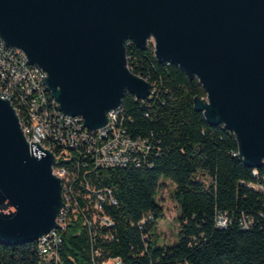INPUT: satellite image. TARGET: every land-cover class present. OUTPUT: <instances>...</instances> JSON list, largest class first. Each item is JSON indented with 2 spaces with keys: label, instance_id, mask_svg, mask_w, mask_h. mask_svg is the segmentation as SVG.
Here are the masks:
<instances>
[{
  "label": "water",
  "instance_id": "1",
  "mask_svg": "<svg viewBox=\"0 0 264 264\" xmlns=\"http://www.w3.org/2000/svg\"><path fill=\"white\" fill-rule=\"evenodd\" d=\"M0 39L41 67L67 116L93 130L152 85L128 67L126 43L169 61L207 92L195 108L224 124L246 165L264 164V0H0ZM54 154L28 143L18 115L0 97V242L36 241L57 228L62 180Z\"/></svg>",
  "mask_w": 264,
  "mask_h": 264
},
{
  "label": "trees",
  "instance_id": "2",
  "mask_svg": "<svg viewBox=\"0 0 264 264\" xmlns=\"http://www.w3.org/2000/svg\"><path fill=\"white\" fill-rule=\"evenodd\" d=\"M126 52L131 70L153 90L146 99L125 92L126 127L132 137L147 139L150 151L139 165L125 167H95L83 158L60 161L76 172L75 197L92 221L89 226L84 214H72L61 231V264H95L96 252L97 262L119 257L123 264H264V193L250 186L264 175V164L255 175L239 154L236 134L195 108L196 98H207L197 77L159 61L153 42L142 49L129 41ZM166 181L175 186L179 230L175 242L160 245L158 194ZM98 193L106 197L98 213L109 216L111 225L92 219ZM220 212L229 217L225 228L216 225ZM243 216L251 220L248 228ZM39 262L36 241L0 242V264Z\"/></svg>",
  "mask_w": 264,
  "mask_h": 264
},
{
  "label": "built area",
  "instance_id": "3",
  "mask_svg": "<svg viewBox=\"0 0 264 264\" xmlns=\"http://www.w3.org/2000/svg\"><path fill=\"white\" fill-rule=\"evenodd\" d=\"M129 41L131 40L127 43ZM128 67L131 70L129 60ZM0 97L8 99L12 104L30 146L31 142H38L43 149L54 154V173L62 180L63 207L56 219L57 228L42 235L36 242L40 256L39 264H61V231L66 229L72 214H84V223L89 226L92 221L79 207L75 197L76 172L70 173L66 166H59L60 161L91 159L95 167L101 168L139 165L141 159L147 157L150 144L147 139L134 138L128 133L126 127L128 117L122 105L107 112V125L95 130L84 125L82 116L65 115L59 101L45 83L41 67L31 64L22 49L15 48L2 39H0ZM76 166L78 168V164ZM254 174L258 176V168H254ZM250 186L264 193V175ZM107 192L111 194V190ZM105 198L104 194L98 193L92 219L101 225H111L113 221L109 216L98 213V210H102ZM111 202L116 203V200L112 198ZM146 220L142 221L144 225L147 223ZM241 223L244 228H248L251 220L243 216ZM228 224L227 213H217L216 225L225 228ZM99 255V252L93 254L95 264H123L119 257L97 262L95 258Z\"/></svg>",
  "mask_w": 264,
  "mask_h": 264
},
{
  "label": "rangeland",
  "instance_id": "4",
  "mask_svg": "<svg viewBox=\"0 0 264 264\" xmlns=\"http://www.w3.org/2000/svg\"><path fill=\"white\" fill-rule=\"evenodd\" d=\"M174 187L172 182L166 181L165 186L158 194V201L163 207V217L156 224L157 240L160 245L171 244L177 239L180 208L178 202L171 194Z\"/></svg>",
  "mask_w": 264,
  "mask_h": 264
}]
</instances>
